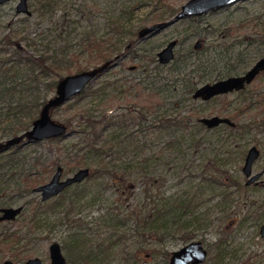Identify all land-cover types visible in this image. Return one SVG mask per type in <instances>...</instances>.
<instances>
[{"label": "rangeland", "instance_id": "374dc122", "mask_svg": "<svg viewBox=\"0 0 264 264\" xmlns=\"http://www.w3.org/2000/svg\"><path fill=\"white\" fill-rule=\"evenodd\" d=\"M19 1L0 5L2 42L10 34L30 53L48 52L66 60L79 53L80 61L86 62L92 59L86 48L89 40L106 39V47L117 49L110 59L117 64L90 83L84 94L53 110V119L63 122L76 112L89 110L84 116L78 113L68 134L0 152V207L23 205L15 218L0 221V264L6 258L24 264L32 256L50 262L49 245L54 240L61 243L66 264H169L172 251L192 239H201L208 248L201 264H264V237L260 234L264 174L260 184L247 186L241 169L253 144L261 149L254 169L264 166V71L243 90L207 101L192 97L184 102V113L228 116L238 126L222 123L209 127L193 118L188 126L164 129L156 125L160 122L156 110L141 123L132 118L135 107L157 100L148 98L149 90L139 89V81L149 74L178 77L176 88L184 97L181 82L199 79L198 66L208 74L198 80L200 86L242 74L264 57V0H240L182 18L150 37L140 36L144 27L173 19L188 0H28L30 13L17 11ZM172 40H177L175 57L162 64L158 52ZM198 42L201 45L196 47ZM175 60L181 69L173 72ZM104 62L97 56L89 69ZM55 92L56 88L48 99ZM168 95L164 94L166 104L160 112L173 99ZM89 114L93 121L113 117L115 123L105 129L115 132L114 141L127 144V150L114 159L111 172L89 175L42 200L35 186L48 181L59 164L64 166V175H70L80 166L93 170L102 157L103 153L88 150L83 141L87 130L94 127L88 123ZM79 155L85 164L75 166L72 159ZM206 168L211 173H204ZM34 177L42 180L27 186L26 178ZM200 185L201 201L185 215L189 221L185 230L153 233L143 226L154 206L175 202ZM121 217L123 221L117 222ZM104 236L115 240L116 251L109 257L99 251L85 259H69L64 244L81 237L96 243Z\"/></svg>", "mask_w": 264, "mask_h": 264}, {"label": "trees", "instance_id": "16d2710c", "mask_svg": "<svg viewBox=\"0 0 264 264\" xmlns=\"http://www.w3.org/2000/svg\"><path fill=\"white\" fill-rule=\"evenodd\" d=\"M106 42V39L100 38L89 40L86 48L90 53V57L92 56V59L82 62L80 61L79 53H75L71 59L67 60L61 57L63 55H51L48 52L39 55L30 53L25 46L22 47L19 45L10 34H6L4 36V41L2 42L0 40V140L4 137L7 138L12 135L23 133L32 125L33 121L40 115L43 105L48 100V94L54 91L57 82L64 76V71L67 72V74H72L73 68H76L77 72L88 70L93 58H97V56L101 61L110 60L117 49L109 47V45L106 47ZM13 45H15V47H13ZM127 48L129 47L127 46ZM94 53H96V55H93ZM180 69L181 63L175 60L170 71H180ZM197 71L201 72L199 74V79L194 77L189 82H181L183 83V91L185 92V95L182 96L186 98L181 97V92L176 88L180 85L178 77L175 79L171 77L165 78L158 76L159 73L155 76H151L150 74L147 75L146 78L139 81V89L149 90L148 98H154L155 96L157 100L153 104L152 101H149L151 104L146 103L140 105L139 108L135 107V110L132 111H136V113L132 118L134 120L139 118L138 121L141 123L142 121L140 120H142V118L146 119L148 114L156 110V112H154L156 113L155 117L160 121L156 125L164 129H169L173 126H188L193 118L199 119L200 114L198 112L184 113L185 100L192 98V93L198 85V80L208 75L204 67L198 66ZM51 74H54L56 78H50ZM162 78H164V81L160 82ZM86 90L82 94H84ZM167 93H169L168 96L173 99L169 101L170 105L160 112V109L166 104V102H164L166 98L164 94ZM78 113L79 116H84L85 113H89V110L85 109L82 112H76L73 117H69L68 121L65 122L68 127L77 117ZM88 116V123L93 125L94 129L92 128V130L89 131L85 128L87 132L83 141L88 150H96L97 154L103 153L90 175L94 173L98 174L103 171L111 172L112 169L110 166L115 165L113 164L114 159L116 157L120 158L122 153L127 150L128 145L124 144L122 141H114V137L116 136L115 132L106 131L105 128L115 123L113 117L103 116L101 119L93 121L92 115L89 114ZM101 123L103 127L99 128L98 124ZM57 138L59 137H52L50 139L54 140ZM18 145H16V147ZM72 160L75 166L85 164L82 162L81 155ZM44 169L48 170V165H44ZM126 171L128 170L125 169V172ZM204 171V173H211L207 168ZM203 179H209V177L204 176ZM26 180L27 186H34L42 179L34 177L33 179L26 178ZM153 185L154 184L151 183L152 187H154ZM195 191L196 192H192L189 190L179 195L175 199V202H169L164 206H154V209L146 214L143 226H147V229L153 233H162L163 231L170 230H185L186 226L189 224L185 215L194 210L200 203L203 186L200 185ZM228 195V192L225 193L224 199H226ZM120 219L121 220L117 222L123 221L122 217ZM137 222L140 224L139 221ZM112 224L118 223L112 222ZM120 233L122 236L124 232L122 231ZM92 241L93 240L88 237H81L75 242L72 241L64 244L69 259H85L87 255L99 251L103 253L104 257H109L111 253L116 251L115 240L111 239L109 236L101 237L96 243ZM94 246L97 247V250H94Z\"/></svg>", "mask_w": 264, "mask_h": 264}, {"label": "water", "instance_id": "95a60500", "mask_svg": "<svg viewBox=\"0 0 264 264\" xmlns=\"http://www.w3.org/2000/svg\"><path fill=\"white\" fill-rule=\"evenodd\" d=\"M10 0H0V5ZM240 0H188L182 5L181 10L176 16L169 20L158 22L153 25L144 27L140 32L141 37H150L157 34L166 26L182 18L200 16L210 11L226 8L233 5ZM18 12L30 13L28 7V0H20L17 4ZM177 40L170 41L163 49L158 52V60L162 64L170 63L175 57V47ZM201 45L200 42L196 47ZM117 64L114 60H108L103 64L93 67L88 70L67 74L63 76L56 85V92L51 96L43 105L40 115L33 121L32 125L23 133L9 136L0 140V152L10 149L13 146L25 144L29 142L39 141L52 137H61L70 132L68 125L63 121L53 119L52 112L54 109L63 106L72 98L82 94L95 79L101 76L105 71ZM135 68L134 66L130 67ZM264 71V57L259 59L245 74L239 76H230L225 79L215 81L213 83H205L198 87L193 94L194 98H201L209 100L217 95L225 94L234 90H240L251 83L261 72ZM200 121L204 122L207 126L213 127L222 122L233 124L228 117H221L213 115L209 117H201ZM260 149L257 145H252L246 155L244 170L247 174L252 171V164L259 156ZM92 173L90 166L78 167L72 174L64 175V166L59 164L56 171L51 178L35 186V190L41 191L42 200L49 199L68 186L80 182ZM260 173L251 176L250 181L258 177ZM23 209V205L19 204L6 205L0 208V221L5 219L15 218ZM261 232L264 235V224L262 225ZM50 262H45L39 256H32L24 261V264H66L67 257L63 252L61 243L54 240L49 245ZM208 255V249L205 247L201 239H192L186 242L181 247L172 251L169 264H199L205 261ZM2 264H16L11 258L3 260Z\"/></svg>", "mask_w": 264, "mask_h": 264}, {"label": "flooded vegetation", "instance_id": "af4514ba", "mask_svg": "<svg viewBox=\"0 0 264 264\" xmlns=\"http://www.w3.org/2000/svg\"><path fill=\"white\" fill-rule=\"evenodd\" d=\"M136 67V66H135ZM246 72H244V73H242V74H239V75H243V74H245ZM239 75H229V76H227V77H224V78H221V79H225V78H228V77H230V76H239ZM221 79H218V80H221ZM218 80H215V81H218ZM215 81H213V82H215ZM213 82H206V83H213ZM205 84V83H204ZM203 85V84H202ZM202 85H200V86H202ZM248 85V84H247ZM200 86H198L197 85V87L195 88V90L193 91V93H192V97H193V94H194V92L196 91V89L198 88V87H200ZM247 87V86H246ZM245 87V88H246ZM245 88H243V89H245ZM243 89H240V90H243ZM234 91H239V90H234ZM231 92H233V91H231ZM228 93H230V92H228ZM225 94H227V93H225ZM220 95H224V94H220ZM217 96H219V95H217ZM217 96H215V97H217ZM215 97H213V98H215ZM194 98V97H193ZM213 98H211V99H213ZM194 99H201V98H194ZM211 99H209V100H211ZM203 100V99H202ZM203 101H207V100H203ZM213 116V115H212ZM218 116H221V115H218ZM203 117V116H202ZM221 117H228V116H221ZM200 118L201 117H199V119H198V121H200ZM228 118H230V117H228ZM231 119V118H230ZM232 120V119H231ZM232 121H234V120H232ZM200 122H202V121H200ZM202 123H204V122H202ZM222 123H227V124H229V125H231V126H238V124H237V122L236 121H234V123L233 124H231V123H228V122H222ZM222 123H220V124H222ZM205 124V123H204ZM220 124H218V125H220ZM206 125V124H205ZM218 125H216V126H218ZM214 127V126H213ZM254 145V144H253ZM256 145V144H255ZM252 146V145H251ZM250 146V147H251ZM258 146V145H257ZM249 147V148H250ZM249 148H248V150H249ZM258 148L260 149V147L258 146ZM248 150H247V152H246V154H245V158H244V162H243V165H242V167H241V169H242V172H243V174H244V176L246 177V179H245V184L247 185V186H252V185H258V184H260L263 180L261 179V176H262V174H264V166L260 169V170H255L254 169V164H255V162L257 161V159H258V157L254 160V162H253V164H252V171H251V173L250 174H247L246 172H245V170H244V164H245V161H246V155H247V153H248ZM260 154H261V149H260ZM259 154V155H260ZM228 159V158H227ZM256 173H260V175L258 176V177H256L255 179H253V180H251L250 181V178H251V176L252 175H254V174H256ZM2 207V206H1ZM0 207V208H1ZM235 219H233V221H234ZM232 221V220H231ZM264 224V221L262 222V224H261V226H260V234L262 235V237H264V235L262 234V232H261V228H262V225ZM205 245V244H204ZM206 247V246H205ZM207 248V247H206ZM208 249V248H207ZM208 256V255H207ZM206 259H207V257H206ZM206 259H205V261H206ZM205 261H203V262H205ZM203 262H200L199 264H201V263H203Z\"/></svg>", "mask_w": 264, "mask_h": 264}]
</instances>
